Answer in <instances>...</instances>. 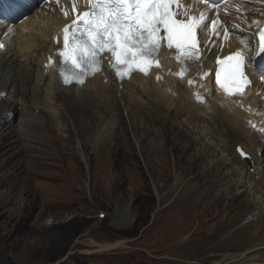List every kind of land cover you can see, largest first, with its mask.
Instances as JSON below:
<instances>
[{
  "label": "bare ground",
  "instance_id": "obj_1",
  "mask_svg": "<svg viewBox=\"0 0 264 264\" xmlns=\"http://www.w3.org/2000/svg\"><path fill=\"white\" fill-rule=\"evenodd\" d=\"M18 5L23 8V4ZM56 5H60V2L52 0L17 23L9 3L0 0V158L10 159L17 155L25 159L29 157L32 161L28 164L34 163L38 167L35 172L38 176L57 180L58 177L45 176L40 172L42 169L63 168L61 166L66 161L77 160L75 148L72 150L69 145L72 141L78 144L83 157L90 156L93 152L90 148L95 145L97 159L101 160L109 152L113 154L112 149L120 144L130 129L142 140L139 150L144 149L152 157L158 156L159 166L160 157L167 152L169 144L164 145V142L158 147L149 140L170 138L175 145L185 146L186 151L199 145L200 149L190 154L193 157V175L190 178L182 175V178L177 177L173 182L166 183L171 187L170 191L180 189L179 198L170 206H165L168 215L164 226L169 232L168 240L173 241L169 242L168 255L175 251L180 253L179 259L171 263L184 264L191 256L205 264H264V165L258 157L264 153V134L254 133L247 123L249 116L219 90L209 87L206 102L194 101V88L186 85L184 79H166L155 83L148 77H132L122 89L125 93L127 91L128 101L110 79L102 83L92 78L82 86L63 87L51 70H43L41 66L42 60H48L44 51L56 46L51 40L55 24L61 19ZM5 14L9 20H6ZM261 14L262 9L254 12L255 16ZM246 28H233L232 38L228 36L227 39L220 29L215 36L209 30L205 57L209 49L214 51L207 60L217 54L234 51L230 48L243 47L241 40L251 45L250 37L242 32ZM14 55L25 64L32 63L38 67L36 75V69L15 66ZM251 78L255 85L254 100L264 105V90L259 91L264 77L252 74ZM36 79L44 81L42 86L46 84L43 90L46 104L38 98V88L31 84ZM6 94L8 97L3 102L1 97ZM18 100L26 105L20 111L16 106ZM121 101L123 104L127 101L128 128L119 115L123 105ZM33 108H38V111L31 113ZM253 108L256 109V106ZM18 114L20 118L15 127L12 121ZM106 116L113 121L104 125L106 138L96 139L92 145L89 144L95 136L100 135L102 127H99L103 126ZM182 116L186 118L185 122L178 123L176 120ZM199 121L205 122V125L200 126L197 124ZM192 124L197 126L190 127ZM250 133L254 135L255 142L242 147V151L250 154L251 149L255 154L259 182L253 179L255 174L243 172L242 166L232 168L239 158L230 154V143L237 142L236 146H239L238 139ZM42 134L47 137L48 145L42 144L38 138ZM218 150L226 153L225 159L219 157ZM35 157L41 161H35ZM113 162L117 160L113 159ZM228 165L232 166L231 173L237 176L236 179H232L231 173L224 170ZM4 182L12 184L9 177ZM233 188L235 191L230 192ZM244 193L251 205L242 200ZM240 211L242 215H237ZM229 212L233 214L227 218L221 217L222 213ZM175 218L177 220L173 223ZM111 246L105 244L101 247L107 249Z\"/></svg>",
  "mask_w": 264,
  "mask_h": 264
},
{
  "label": "rangeland",
  "instance_id": "obj_2",
  "mask_svg": "<svg viewBox=\"0 0 264 264\" xmlns=\"http://www.w3.org/2000/svg\"><path fill=\"white\" fill-rule=\"evenodd\" d=\"M207 53L210 54L211 49ZM209 54L207 57L212 55ZM13 58L15 66L36 69V75L39 68L34 64L27 65L16 55ZM30 77L31 82L32 74ZM43 82L36 79L31 84L38 88V98L46 104L43 92L46 84L42 86ZM260 90H264V86ZM120 94H125L126 100L128 99L127 91L125 93L122 90ZM7 97L6 94L1 100L5 102ZM127 101L125 104L120 102L123 105L119 115L128 128ZM16 106L20 111L26 105L18 100ZM37 111L38 108L30 110L31 113ZM112 114L115 113L112 111ZM19 118L18 114L12 121L15 127ZM185 120L182 116L176 121L179 123ZM112 122L106 116L103 126L99 127H102L100 135L95 136L89 144L92 145L96 139H105L107 133L103 129ZM197 124L201 126L205 122L199 121ZM127 131L126 139L123 138L112 149L113 154L110 155L109 152L101 160L97 159L95 145L90 148L91 152L93 150L91 155L83 157L78 144L70 142L72 150L75 148L77 153V160L66 161L61 166L63 168L42 169L40 172L45 176L58 177L57 180L38 176L35 173L38 167L34 163L28 164L32 161L29 157L25 159L17 155L15 158L9 157L10 159L0 158V264H172L171 262L179 259L180 253L177 254L176 251L171 256L168 255L169 242L173 241L167 238L169 232L164 226V220L168 215L165 206H170L179 198L180 189L170 191L171 187L166 183L173 182L182 175L185 178L193 175V157L190 154L200 149V146L195 145L191 151H186L185 146L175 145L170 138L149 140L158 147L164 142V145L169 144L167 152L160 157L159 166V157H152L143 148L140 151L139 144L142 145V140L130 129ZM253 137L252 133L242 136V139H238L239 146L245 148L251 142L254 143ZM38 138L42 144L48 145L49 141L46 143L47 137L43 134ZM236 144L237 142L230 143V154L237 156L240 161L236 159L233 167L228 165L224 170L231 173L232 168L242 166L243 172L246 171L247 175L248 172L255 174L253 179L259 182L255 170V154L250 149L253 167L249 168L237 153ZM218 151L219 157L225 159L226 153ZM258 157L264 165V153H260ZM113 159L117 162H113ZM34 160L41 161L38 157ZM230 176L232 179L237 178L233 173ZM6 177L11 179L12 184L4 182ZM233 190L235 188L230 192ZM246 195L244 193L241 198L251 205ZM230 212L222 213L221 217H229L233 214ZM240 214L242 215L241 211L237 215ZM176 220L173 219V223ZM105 244L112 246L104 249L101 246ZM177 246L178 244L175 245ZM184 264L205 263L195 261L190 256Z\"/></svg>",
  "mask_w": 264,
  "mask_h": 264
},
{
  "label": "snow or ice",
  "instance_id": "obj_3",
  "mask_svg": "<svg viewBox=\"0 0 264 264\" xmlns=\"http://www.w3.org/2000/svg\"><path fill=\"white\" fill-rule=\"evenodd\" d=\"M188 2L190 0H185L179 10H170L179 0H88V10L82 15L77 14L72 23L62 29L63 46L58 55L65 65H69L67 73L64 68L60 69L63 83L83 84L89 76L102 71L105 55L109 67L121 81L130 79L135 72L148 76L153 68L165 69L159 55L164 47L175 49L174 59L181 64L179 72L169 70L170 74L183 78L195 65L194 78L188 80L189 86L194 84L195 78L208 77V72L200 71L198 33L210 30L213 36L218 35V26L222 22L209 17V12L215 9L214 0H199L191 11ZM201 4L205 5L203 9ZM229 34L230 29L225 27L224 38L227 39ZM257 36V45L241 40V49L223 60L217 59L221 68L216 72V84L230 99L247 95L244 89L250 81L244 74L246 61L264 76V67H256L255 60L257 55L264 60V30H260ZM49 61L51 63V57ZM229 63H234V67L228 73L229 79L222 80L223 66ZM161 79L156 76L157 81ZM194 97L197 102H206L199 91Z\"/></svg>",
  "mask_w": 264,
  "mask_h": 264
},
{
  "label": "water",
  "instance_id": "obj_4",
  "mask_svg": "<svg viewBox=\"0 0 264 264\" xmlns=\"http://www.w3.org/2000/svg\"><path fill=\"white\" fill-rule=\"evenodd\" d=\"M245 158H246V161L249 163V158L247 156Z\"/></svg>",
  "mask_w": 264,
  "mask_h": 264
}]
</instances>
